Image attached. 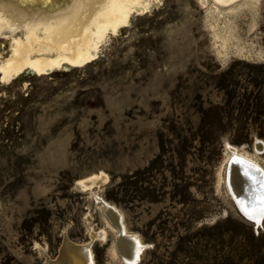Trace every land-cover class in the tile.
Returning a JSON list of instances; mask_svg holds the SVG:
<instances>
[{
  "label": "rangeland",
  "instance_id": "obj_1",
  "mask_svg": "<svg viewBox=\"0 0 264 264\" xmlns=\"http://www.w3.org/2000/svg\"><path fill=\"white\" fill-rule=\"evenodd\" d=\"M217 1L157 0L87 64L0 81V264H68L70 243L127 264L102 200L137 264H264L226 184L234 149L264 168V0Z\"/></svg>",
  "mask_w": 264,
  "mask_h": 264
},
{
  "label": "bare ground",
  "instance_id": "obj_2",
  "mask_svg": "<svg viewBox=\"0 0 264 264\" xmlns=\"http://www.w3.org/2000/svg\"><path fill=\"white\" fill-rule=\"evenodd\" d=\"M156 1L0 0V81H12L26 71L42 75L87 64L97 58L104 38L128 23L133 11L149 9ZM218 1L229 5L233 0ZM2 41L7 42L5 47ZM227 165L226 184L237 208L249 220L262 223L264 168L247 151L236 149ZM105 178L103 173L92 174L81 183L90 188ZM102 206L119 230L120 257L127 264H137L146 245L137 234L125 232L115 207L105 200ZM66 249L68 264L91 260L89 244L70 243Z\"/></svg>",
  "mask_w": 264,
  "mask_h": 264
},
{
  "label": "snow or ice",
  "instance_id": "obj_3",
  "mask_svg": "<svg viewBox=\"0 0 264 264\" xmlns=\"http://www.w3.org/2000/svg\"><path fill=\"white\" fill-rule=\"evenodd\" d=\"M259 211H260V216L264 218V207H261Z\"/></svg>",
  "mask_w": 264,
  "mask_h": 264
},
{
  "label": "water",
  "instance_id": "obj_4",
  "mask_svg": "<svg viewBox=\"0 0 264 264\" xmlns=\"http://www.w3.org/2000/svg\"><path fill=\"white\" fill-rule=\"evenodd\" d=\"M243 213V212H242ZM245 216H246V214L245 213H243Z\"/></svg>",
  "mask_w": 264,
  "mask_h": 264
}]
</instances>
